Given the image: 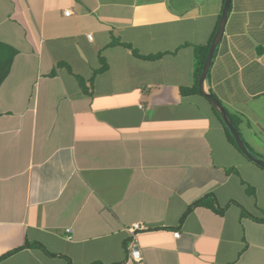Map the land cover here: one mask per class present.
<instances>
[{"label": "crops", "instance_id": "1", "mask_svg": "<svg viewBox=\"0 0 264 264\" xmlns=\"http://www.w3.org/2000/svg\"><path fill=\"white\" fill-rule=\"evenodd\" d=\"M224 3L0 0L17 51L0 86V257L45 251L0 264H264V170L204 96L181 94ZM204 86L264 161V0L230 1Z\"/></svg>", "mask_w": 264, "mask_h": 264}, {"label": "trees", "instance_id": "2", "mask_svg": "<svg viewBox=\"0 0 264 264\" xmlns=\"http://www.w3.org/2000/svg\"><path fill=\"white\" fill-rule=\"evenodd\" d=\"M217 27H218V23L216 24V26H215V28H214V30H213L210 38H209V41H208V43L206 45H204V46H194L195 69H194L193 85L190 88H181V94L182 95L189 94V93L200 94L199 90H198V79H199L200 73L202 71V67L204 65V62H205L208 50L210 48L212 39H213V37L215 35V32L217 30ZM125 47L130 48L129 45H126ZM16 54H17V51L13 47L0 42V86L3 83V81L7 78V76L9 75V72H10V69H11V66H12V63H13V59L16 56ZM133 54L135 56L140 57L135 51H133ZM162 55L163 54H158L156 56H146V57H143V58L144 59H158ZM101 62H103V60ZM106 69H107V67L103 63L102 67L99 70H96L95 73L97 74V73L103 72ZM80 83H82V81H80ZM209 93L212 94L213 96H215L211 90H209ZM228 114H229L230 119L232 120L233 125L235 126L236 129H238L239 120L237 119V116L232 115L229 112H228ZM226 131H227L228 136L231 139L233 145L236 147V149L239 152H241L237 148V146H236V144H235V142H234V140H233V138H232V136H231V134H230V132H229V130L227 128H226ZM247 148H248V146H247ZM261 169H263V168H261ZM198 204H199V202L194 204L193 206L189 207L187 209L186 213L184 214V216L186 214H188L192 210V208L195 207ZM262 221H264V219H262ZM126 245H127V242L124 243V248L126 247ZM31 246H36V247L41 248V246L39 244L27 243L25 246H23L21 248H18V249L14 250V251H12V252H10L8 254H5V255L1 256L0 257V261L5 259L6 257L12 255L13 253H15L17 251H20L22 249H25L26 247H31ZM47 254L50 255L49 253H47ZM123 263H124V261L120 262V263H114V264H123ZM93 264H100V263H93Z\"/></svg>", "mask_w": 264, "mask_h": 264}, {"label": "water", "instance_id": "3", "mask_svg": "<svg viewBox=\"0 0 264 264\" xmlns=\"http://www.w3.org/2000/svg\"><path fill=\"white\" fill-rule=\"evenodd\" d=\"M230 1L231 0H225L222 15L220 17V21H219L217 30L215 32L213 39H212V42H211L210 48L208 50L204 65L202 67V71H201L199 79H198V90H199L200 95L204 96L209 101V103L211 104L213 109L218 113V115L220 116L224 125L229 130L237 148L241 151V153L249 161L255 163L256 165H258L264 169V161L257 158L256 156H254L250 152V150L247 148L244 140L241 138L238 130L233 125L232 120L230 119L228 112L225 110V108L221 105V103L219 102V100L215 96H213L212 94H210L209 92H207L205 90V86H204L205 82L207 80V75H208L209 69H210L211 64H212V59H213L215 50H216L217 45L219 44V42L222 38L223 32H224V25L226 22L228 11H229Z\"/></svg>", "mask_w": 264, "mask_h": 264}, {"label": "built area", "instance_id": "4", "mask_svg": "<svg viewBox=\"0 0 264 264\" xmlns=\"http://www.w3.org/2000/svg\"><path fill=\"white\" fill-rule=\"evenodd\" d=\"M65 15H68L69 12L65 11L64 12ZM87 38H90V36H87ZM143 227L142 226H139V224H132L131 226H129L128 228H126V231L132 236L134 237L135 236V232L136 231H139V230H142ZM70 230L67 229V232H69ZM173 237L174 238H178L179 237V233L178 232H174L173 233ZM69 239V238H68ZM128 253H129V258L136 261V262H139L141 260V255H140V252L137 248V245L135 243H131L129 244V250H128Z\"/></svg>", "mask_w": 264, "mask_h": 264}, {"label": "rangeland", "instance_id": "5", "mask_svg": "<svg viewBox=\"0 0 264 264\" xmlns=\"http://www.w3.org/2000/svg\"><path fill=\"white\" fill-rule=\"evenodd\" d=\"M218 114V113H217ZM219 116V115H218ZM226 127V126H225Z\"/></svg>", "mask_w": 264, "mask_h": 264}]
</instances>
